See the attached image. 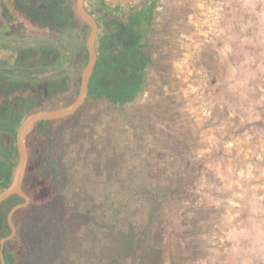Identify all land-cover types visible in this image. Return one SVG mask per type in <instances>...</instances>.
I'll return each instance as SVG.
<instances>
[{"label": "trees", "instance_id": "obj_1", "mask_svg": "<svg viewBox=\"0 0 264 264\" xmlns=\"http://www.w3.org/2000/svg\"><path fill=\"white\" fill-rule=\"evenodd\" d=\"M33 1L0 0L4 19L13 22L20 14L38 35L23 55L15 57L8 49H0V192L8 186L17 162L15 134L21 122L34 112L73 103L88 60L86 40L90 28L77 15L75 0H38L43 2L44 10ZM143 17L147 18V14ZM136 18L137 23L142 16ZM72 26L75 38L67 32ZM52 35L54 43L49 44L45 40ZM75 49L77 57L73 63ZM146 49L143 42L132 48L103 49L89 83L86 103L104 102L110 108L109 121L105 132L96 125L92 127L84 155L59 145L63 128L83 107L69 118L38 123L28 136V164L22 189L30 204L13 216L16 234L4 245L6 264L182 263L181 247L189 251V244L173 239L178 233L172 217L176 212L172 209L179 204L177 209H181L194 196L187 188L192 183L189 167H194L193 159L185 153L188 128L180 130L174 125L176 132L174 137H168L172 146L168 151L177 153L174 157L169 153V160L160 156L155 160L149 156L137 159L120 141L127 134L126 122L143 109L139 102L148 86V71L155 67ZM69 71L71 91H67L69 81L58 78ZM117 105L121 107L110 122ZM96 149L105 153L99 161L94 156ZM118 150L123 151L132 166L120 165L121 159L114 158ZM218 152L220 156L225 153L222 145ZM106 157L114 169L108 177H102ZM137 160L141 164L139 170ZM201 163L195 166H199L197 170ZM148 168L152 170L147 171ZM87 176L97 183L95 189L87 191L84 187L79 191L78 186ZM69 192L71 197L67 198ZM20 203L22 198L12 196L0 205V239L10 234L6 217ZM200 208L191 210L199 215ZM199 220H193L195 224L191 226L196 229ZM90 244L91 255L87 250ZM172 245L175 253L171 254Z\"/></svg>", "mask_w": 264, "mask_h": 264}, {"label": "rangeland", "instance_id": "obj_2", "mask_svg": "<svg viewBox=\"0 0 264 264\" xmlns=\"http://www.w3.org/2000/svg\"><path fill=\"white\" fill-rule=\"evenodd\" d=\"M108 2L89 0L87 6L102 19ZM150 4L141 42L147 44L155 67L148 71V86L139 102L143 109L126 122L127 134L120 141L137 159L169 160L168 137L175 136L174 125L188 128L189 133L181 135L188 146L186 156L194 162L189 167L192 183L187 184L194 196L181 209L180 204L172 209L178 233L173 239L189 244V251L181 247V264H264V0H151ZM67 32L77 36L73 26ZM37 38L20 14L13 22L0 15V49L17 57L27 53ZM54 39L52 35L45 41L52 44ZM76 55L77 51L72 53L73 63ZM58 78L67 82L72 72ZM109 113L104 102L86 103L63 128L59 145L84 155L92 127L105 132ZM96 150L99 161L105 153ZM107 157L102 177L114 169ZM114 158L121 159V166H132L122 150ZM136 162V169H141ZM96 184L87 176L78 189L89 191ZM195 206L201 207L199 215L191 210ZM198 218L195 229L191 225ZM87 250L91 255V244Z\"/></svg>", "mask_w": 264, "mask_h": 264}, {"label": "water", "instance_id": "obj_3", "mask_svg": "<svg viewBox=\"0 0 264 264\" xmlns=\"http://www.w3.org/2000/svg\"><path fill=\"white\" fill-rule=\"evenodd\" d=\"M86 0H75V9L79 18L89 26L90 30L86 40V49L88 53L87 63L81 73L80 87L78 96L73 103L68 106L54 110L37 111L28 115L19 125L15 134V147L17 152V162L11 173V178L8 186L0 192V205L6 202L12 196H19L23 199V203L17 204L8 212L6 221L10 229V234L0 239V264H6L4 259V245L12 240L16 234V229L13 225L14 214L30 204V199L23 192L22 186L25 177V172L28 164V152L26 148V140L35 126L40 122H51L62 120L74 116L87 102L89 83L97 63L96 52V37L98 25L92 15L85 9ZM118 5H128L135 0H111ZM43 7V4H40Z\"/></svg>", "mask_w": 264, "mask_h": 264}, {"label": "flooded vegetation", "instance_id": "obj_4", "mask_svg": "<svg viewBox=\"0 0 264 264\" xmlns=\"http://www.w3.org/2000/svg\"><path fill=\"white\" fill-rule=\"evenodd\" d=\"M36 1L38 0H34L33 4H35ZM87 1L89 0L85 1V9L94 17L98 25L95 42L98 58L106 47L107 50H113L127 47L132 48L141 44V37L144 39L146 36V19H148L147 23H149L148 16L151 11L149 6L151 5V0H135L128 5H118L108 0L109 6H106L105 14L102 19L97 17L96 11L88 8ZM39 8L44 10L45 6L43 5V7H40L39 5ZM145 14H147V18L143 17ZM140 15L142 19L140 22L136 23L134 19Z\"/></svg>", "mask_w": 264, "mask_h": 264}]
</instances>
